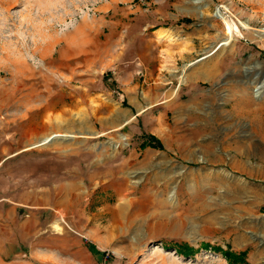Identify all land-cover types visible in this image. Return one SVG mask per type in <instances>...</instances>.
Masks as SVG:
<instances>
[{
	"label": "rangeland",
	"instance_id": "1",
	"mask_svg": "<svg viewBox=\"0 0 264 264\" xmlns=\"http://www.w3.org/2000/svg\"><path fill=\"white\" fill-rule=\"evenodd\" d=\"M260 30L264 0H0V264H264Z\"/></svg>",
	"mask_w": 264,
	"mask_h": 264
},
{
	"label": "bare ground",
	"instance_id": "2",
	"mask_svg": "<svg viewBox=\"0 0 264 264\" xmlns=\"http://www.w3.org/2000/svg\"><path fill=\"white\" fill-rule=\"evenodd\" d=\"M242 27L244 28V29H252L251 28V25H250V23L248 22V21H244L243 22V24H242ZM230 32V31H229ZM228 32V33H229ZM239 34V33H238ZM241 34V33H240ZM239 34V35H240ZM237 36V35H236ZM235 38V35L234 34H231L230 33V37H229V39H234ZM253 40H255V41H257V42H260V41H263L264 42V30H260V32L259 33H257V36H256V38H254ZM226 45V44H225ZM227 45H229V44H227ZM192 64V63H191ZM260 64V63H259ZM248 72V79H249V77H250V79L245 83L246 84V86H247V88L249 89L250 88V85L252 86V87H256V90H255V92H254V97H256L257 99L259 98V97H261V95H262V93H264V82L263 83H259L258 81H255L250 75H251V71L249 70V71H247ZM182 79V78H181ZM184 80V79H183ZM249 84V85H248ZM55 98V97H54ZM43 101V100H42ZM58 103H56L55 101H53V99H50V100H48L47 101V104L45 105V109L47 110L48 108H51V107H55L56 105H57ZM29 106V105H28ZM31 106H33V105H31ZM58 106V105H57ZM44 107V106H43ZM26 108V107H25ZM29 110H32V109H29ZM28 110V111H29ZM42 110V109H41ZM26 111V110H25ZM43 114V113H42ZM37 117H41L40 115L39 116H37ZM36 117V118H37ZM122 117L123 116H117L116 118H119V119H122ZM49 118H50V116H49ZM51 118H53V117H51ZM38 119V118H37ZM48 119V118H47ZM36 120V119H35ZM39 120V119H38ZM37 120V121H38ZM124 120V119H123ZM45 121H47V120H45ZM56 121H57V127L58 128H64L65 129V131H67V132H70L71 133V131H72V127H71V125L70 124H65L64 122H66V120L65 119H63L62 117H60V116H58V117H56ZM131 121V119H127V120H124V123H122V124H120V126L122 127V125H124V124H127V123H129ZM35 122V121H34ZM49 122V121H48ZM51 123V122H50ZM54 123V122H53ZM33 124V123H32ZM38 124H40L39 122H38ZM37 124V125H38ZM62 125H65V126H62ZM74 133V132H73ZM92 133V132H91ZM68 134V133H67ZM93 136L94 135H97V133L96 132H94L93 134H92ZM68 136V135H67ZM59 138V136L56 134H54V135H52V133H51V135H44V138L41 140V141H43V143L42 144H48V143H52V142H54V141H56L57 139ZM242 155L243 154H241V153H239L238 154V157L240 158V157H242ZM241 159V158H240ZM175 194H176V191L175 190H173V192H172V197H174L175 196ZM27 198V197H26ZM25 200V199H24Z\"/></svg>",
	"mask_w": 264,
	"mask_h": 264
},
{
	"label": "trees",
	"instance_id": "3",
	"mask_svg": "<svg viewBox=\"0 0 264 264\" xmlns=\"http://www.w3.org/2000/svg\"><path fill=\"white\" fill-rule=\"evenodd\" d=\"M151 138L156 141L158 140L154 136H151ZM157 142L160 143V141H157ZM150 145L156 147L157 144L150 143ZM204 247L213 249L215 251L222 252V254L230 261L231 264H247L248 263L246 251L236 252L234 250H231L230 248L224 249L221 246H212L209 243H205ZM176 249L179 253H181L184 256H192L197 252V250L189 244H177Z\"/></svg>",
	"mask_w": 264,
	"mask_h": 264
}]
</instances>
